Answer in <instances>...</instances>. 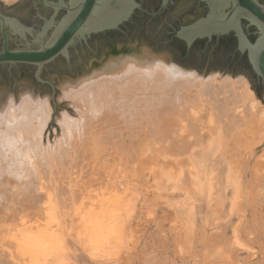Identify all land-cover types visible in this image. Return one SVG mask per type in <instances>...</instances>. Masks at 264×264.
Wrapping results in <instances>:
<instances>
[{
  "label": "bare ground",
  "instance_id": "6f19581e",
  "mask_svg": "<svg viewBox=\"0 0 264 264\" xmlns=\"http://www.w3.org/2000/svg\"><path fill=\"white\" fill-rule=\"evenodd\" d=\"M61 90L74 117L63 112L54 145L46 137L47 98L27 92L19 101L10 96L1 103L0 240L2 231L7 237L0 264H11L10 257L17 264H48L45 250L52 248L61 226L57 197L67 194L63 182L75 176L73 170L83 161L100 157L101 146L141 143L151 152L172 156L174 162L166 164L175 168L195 149L209 148L215 137L222 150L232 143L254 150L264 140V107L245 77H202L152 55L128 54L110 59L90 76L64 83ZM74 205L92 240L111 225L105 224L111 203L104 194L90 190L76 195Z\"/></svg>",
  "mask_w": 264,
  "mask_h": 264
},
{
  "label": "rangeland",
  "instance_id": "374dc122",
  "mask_svg": "<svg viewBox=\"0 0 264 264\" xmlns=\"http://www.w3.org/2000/svg\"><path fill=\"white\" fill-rule=\"evenodd\" d=\"M123 55L128 54L114 58ZM152 56L201 76L195 69L185 68L169 58ZM211 74L245 77L232 76L222 70L210 71L206 76ZM66 82L71 81L61 83V94V87ZM250 87L264 107V99L251 84ZM27 92L46 98L38 90L17 92L12 97L19 101ZM65 102L67 109L57 110L47 128V142L51 145L60 137L59 121L63 112L74 117L73 108L69 107V102ZM261 132L264 135V129ZM215 139L209 143V148L195 149L188 156L189 159L175 168L166 164L174 162L172 156L155 149L151 152L153 149L141 143L137 144L140 148L127 143L128 140L123 142L124 145L121 142L115 147L101 146L103 149L99 151L105 152L101 153L103 157L100 155L94 160L90 157L83 161L80 168L73 170L75 176L63 182L67 194L57 197L56 216L61 226L57 229L58 237L50 245L52 248L45 250V262L264 264V140L254 150H247L235 143L222 150ZM121 147L131 149L125 148V152ZM54 190L57 193V188ZM90 190L104 194L111 203V215L108 216V212L105 222L111 225L104 229L105 233L103 231L102 235H96L98 239L94 236V241L92 234L85 229L79 208L74 205L76 195L83 197ZM2 232L0 251L6 250L4 240L7 234ZM95 239L100 245L95 243ZM7 261L19 263L11 257Z\"/></svg>",
  "mask_w": 264,
  "mask_h": 264
},
{
  "label": "water",
  "instance_id": "95a60500",
  "mask_svg": "<svg viewBox=\"0 0 264 264\" xmlns=\"http://www.w3.org/2000/svg\"><path fill=\"white\" fill-rule=\"evenodd\" d=\"M17 1L0 0V11L11 17L0 13V34L3 37L0 103L17 92L38 90L50 102L51 122L57 110L67 109L59 89L61 83L90 76L121 54L166 57L185 68L195 69L202 77L217 70L232 76L242 75L264 99V0H207L211 13L181 28L177 35L191 47L199 39L234 30L238 49L246 54L251 67L247 61L233 56L228 48L210 46L203 50L198 46L191 54H186L177 42L170 40L173 28L196 16L197 9L193 7L180 9L162 19H152L144 16L142 11L152 13L156 6L144 0H69L68 4L63 0L59 3L44 0L55 13L65 11L55 23L54 18L47 22L51 11L42 7L41 0H22L10 5ZM36 11L45 18L44 21L34 16ZM242 19L255 27L254 39L247 36ZM123 25L125 27L121 28ZM7 27L16 32L22 27L28 28L37 36L45 37L43 40L36 38L39 48L33 50L30 47L36 44L23 42L12 31L11 47H28L27 50L12 51Z\"/></svg>",
  "mask_w": 264,
  "mask_h": 264
},
{
  "label": "flooded vegetation",
  "instance_id": "af4514ba",
  "mask_svg": "<svg viewBox=\"0 0 264 264\" xmlns=\"http://www.w3.org/2000/svg\"><path fill=\"white\" fill-rule=\"evenodd\" d=\"M20 1H22V0H19L14 4L6 3V5L10 4V5L14 6L17 3H19ZM49 1H51L53 3H59L60 2V0H49ZM63 1L66 4H68V2H69V0H63ZM144 1L149 2V3L153 2V4H155V6H156V9L152 13H148L147 11H145V12L142 11L144 16H150L152 19H162L165 16L173 15L174 13L179 11L180 9L182 10V9H185L188 7H193L195 9H197V13H196L195 17L188 18V20L186 22H184L181 26H178L176 29L173 28L170 32V35H169L170 40L177 42L179 44V47L182 49V51L184 53L191 54L192 51L195 48H197L198 46H201V48H203V50L208 49L210 46H214L216 48H225V49L228 48L233 56H237L240 59L248 62L246 54H242L238 49L237 33L234 30H230L229 32L224 33V34L215 33V34H213V36L211 38L205 37V38L199 39V40L195 41L191 47H188L183 40L178 38L177 35H178V32L181 30V28L187 27V26L199 21L202 18H206L211 13V8H210V5H209L207 0H168L167 2H165V0H163V6H162V0H144ZM223 1H225V0H223ZM3 3H5V1H3ZM41 5L45 10L51 11L50 20L47 22H51V19L54 18V22L56 23L57 22L56 19L61 14H62V17L65 15L64 10H59L57 13H55V10L52 7L45 5L44 0H41ZM228 11H229V9H226V12H228ZM0 13L7 16L6 14H4L1 11H0ZM34 16L38 20L44 21V19H45L37 11L35 12ZM7 17H9V16H7ZM9 18H11V17H9ZM130 22L131 21L127 22L126 24H129ZM242 24H243V28H244V31L246 32L247 36L250 39H254L255 38V30H256L255 27L250 25L249 22H247L245 19H242ZM125 25L121 26V28L125 27ZM20 30H21L20 32H16V30H12L10 27H7V32H8V37H9V49L12 51H14V50H27L28 49L27 46L21 47L18 49H13L11 47L12 36H13L12 31L13 32L15 31V36L17 38L21 39L23 42H30L32 45L36 44L35 47H30L31 49H33V50L38 49L39 45L36 42V38L43 40L45 36L44 37H41V35L37 36L33 30L30 31V30H28V28H24V27L20 28ZM116 31H118V30H116ZM111 32H115V31H111ZM0 42H1L0 51H2L3 37L1 34H0ZM248 64H249V62H248ZM249 66H250V64H249Z\"/></svg>",
  "mask_w": 264,
  "mask_h": 264
},
{
  "label": "snow or ice",
  "instance_id": "6c2138e0",
  "mask_svg": "<svg viewBox=\"0 0 264 264\" xmlns=\"http://www.w3.org/2000/svg\"><path fill=\"white\" fill-rule=\"evenodd\" d=\"M162 6H163V0H162Z\"/></svg>",
  "mask_w": 264,
  "mask_h": 264
}]
</instances>
